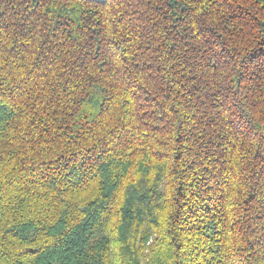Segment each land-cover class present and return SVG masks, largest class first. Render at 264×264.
<instances>
[{
	"label": "trees",
	"instance_id": "trees-1",
	"mask_svg": "<svg viewBox=\"0 0 264 264\" xmlns=\"http://www.w3.org/2000/svg\"><path fill=\"white\" fill-rule=\"evenodd\" d=\"M0 264H264V0H0Z\"/></svg>",
	"mask_w": 264,
	"mask_h": 264
}]
</instances>
